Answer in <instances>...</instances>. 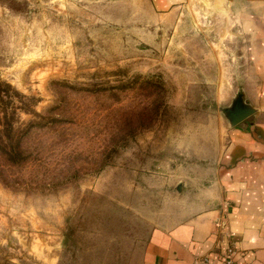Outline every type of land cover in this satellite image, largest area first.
<instances>
[{"label":"rangeland","instance_id":"obj_1","mask_svg":"<svg viewBox=\"0 0 264 264\" xmlns=\"http://www.w3.org/2000/svg\"><path fill=\"white\" fill-rule=\"evenodd\" d=\"M215 2L0 0V119L53 116L23 164L0 155V264H139L174 168L217 154L248 65Z\"/></svg>","mask_w":264,"mask_h":264},{"label":"crops","instance_id":"obj_2","mask_svg":"<svg viewBox=\"0 0 264 264\" xmlns=\"http://www.w3.org/2000/svg\"><path fill=\"white\" fill-rule=\"evenodd\" d=\"M188 1L151 0V6L164 15ZM222 3L234 7L235 33L246 40L248 65L237 93L255 111L226 125L210 160L174 168L173 215L152 227L139 264H192L203 255L215 260L228 230L235 233L233 264H264V0H216L215 6Z\"/></svg>","mask_w":264,"mask_h":264},{"label":"trees","instance_id":"obj_3","mask_svg":"<svg viewBox=\"0 0 264 264\" xmlns=\"http://www.w3.org/2000/svg\"><path fill=\"white\" fill-rule=\"evenodd\" d=\"M17 93V92H16ZM19 95V94H18ZM0 100L4 103L2 96ZM20 108L30 111L32 115L36 118L30 120L26 125L19 126L18 128L14 127L15 119V110L8 111L6 108L2 110L3 118L0 119V155L4 158L10 166L12 165H21L29 158V152L21 146V139L26 131L35 125H42L53 120L51 115H42L34 110L20 106ZM0 180L3 184L8 185V178L3 174V171L0 167Z\"/></svg>","mask_w":264,"mask_h":264},{"label":"water","instance_id":"obj_4","mask_svg":"<svg viewBox=\"0 0 264 264\" xmlns=\"http://www.w3.org/2000/svg\"><path fill=\"white\" fill-rule=\"evenodd\" d=\"M254 111L255 109L249 103L244 101L241 93H237L230 105L222 109L229 126H235L249 117Z\"/></svg>","mask_w":264,"mask_h":264},{"label":"built area","instance_id":"obj_5","mask_svg":"<svg viewBox=\"0 0 264 264\" xmlns=\"http://www.w3.org/2000/svg\"><path fill=\"white\" fill-rule=\"evenodd\" d=\"M224 236L227 244L215 260L208 255H203L196 258L192 264H233V258L237 249L235 245V233L228 230L224 233Z\"/></svg>","mask_w":264,"mask_h":264}]
</instances>
